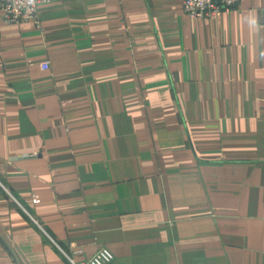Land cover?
<instances>
[{
  "label": "crops",
  "instance_id": "0c3cea01",
  "mask_svg": "<svg viewBox=\"0 0 264 264\" xmlns=\"http://www.w3.org/2000/svg\"><path fill=\"white\" fill-rule=\"evenodd\" d=\"M39 13L0 11V264H264V0Z\"/></svg>",
  "mask_w": 264,
  "mask_h": 264
},
{
  "label": "built area",
  "instance_id": "2783aa9c",
  "mask_svg": "<svg viewBox=\"0 0 264 264\" xmlns=\"http://www.w3.org/2000/svg\"><path fill=\"white\" fill-rule=\"evenodd\" d=\"M46 0H0V11L2 18L8 23L33 22L36 26L42 27L39 13L40 3ZM242 0H183L184 12L193 18H215L220 13L234 9ZM42 68H48L50 61L41 63ZM62 253L68 259L69 264H108L113 255L107 247H102L95 255L88 259L77 260L74 255L81 249L72 245L71 249H63Z\"/></svg>",
  "mask_w": 264,
  "mask_h": 264
}]
</instances>
